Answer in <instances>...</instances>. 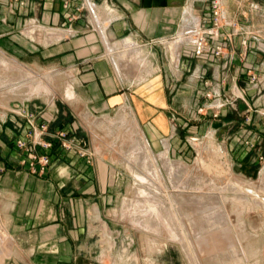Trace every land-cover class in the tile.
I'll list each match as a JSON object with an SVG mask.
<instances>
[{
    "label": "crops",
    "instance_id": "1",
    "mask_svg": "<svg viewBox=\"0 0 264 264\" xmlns=\"http://www.w3.org/2000/svg\"><path fill=\"white\" fill-rule=\"evenodd\" d=\"M92 1L95 18L83 0H0V51L70 78L46 106L0 107V264H120L99 214L120 172L92 147L91 119L129 117L163 158L192 157V141L209 136L242 175L264 173V0H221L220 36H208L203 55L194 31L212 26L209 0ZM21 108L49 120L50 133L71 130L88 155L47 135L52 147L37 151L52 163L31 171L15 144L29 127Z\"/></svg>",
    "mask_w": 264,
    "mask_h": 264
},
{
    "label": "rangeland",
    "instance_id": "2",
    "mask_svg": "<svg viewBox=\"0 0 264 264\" xmlns=\"http://www.w3.org/2000/svg\"><path fill=\"white\" fill-rule=\"evenodd\" d=\"M28 69L53 76L48 82L56 91L51 100L49 96L24 94L26 87L18 93H9L11 82L22 83L29 78ZM69 81L65 70L37 68L0 51V107H15L14 104L22 107L23 102L46 106L65 93ZM88 129L94 150L110 158L120 172L114 201L99 212L108 220L104 229L114 232L112 241L117 262L264 264V173L253 177L242 175L226 149L209 136L192 141L191 149L195 150L192 157L167 154V158H163L161 152L150 147L148 152L140 129L127 116L91 119ZM153 156H157V162ZM156 169L162 171V176L155 178ZM139 173L148 175L147 183L141 180ZM157 180L166 191H154L152 185ZM182 186L187 190L204 187V193L173 190ZM141 189L157 194H153L152 200L157 202L158 213L148 218L142 214L152 201L145 200ZM137 219H140L141 228L134 224ZM167 226L180 235V241L169 239ZM155 227L159 228L158 232L153 231ZM9 241H3L5 251L11 246Z\"/></svg>",
    "mask_w": 264,
    "mask_h": 264
},
{
    "label": "built area",
    "instance_id": "3",
    "mask_svg": "<svg viewBox=\"0 0 264 264\" xmlns=\"http://www.w3.org/2000/svg\"><path fill=\"white\" fill-rule=\"evenodd\" d=\"M83 3L92 17L95 18V2L92 0H83ZM209 7L213 15L212 26L205 24L199 30L194 31V53L196 55H203L205 53L209 35H212L214 38L220 36L219 28L223 19V6L221 0H209ZM221 49L222 46L218 45L216 46L215 52L220 53ZM207 97H211V94L207 93ZM203 110V107L199 108V112H203ZM20 113L26 118L29 127L25 136L16 138L15 144L18 149L26 151L27 159L29 160L28 166L34 173L43 174L52 163L50 154L39 153L37 151L38 146H42L45 149L52 147L53 144L51 140L46 138L47 135H51L53 139L58 140L62 148L66 150H78L79 155H88L85 149L78 147L77 137L71 130L61 129L54 133H50L49 120L40 117L41 121H38L39 116L26 108H22ZM24 162H27V160L25 159Z\"/></svg>",
    "mask_w": 264,
    "mask_h": 264
},
{
    "label": "bare ground",
    "instance_id": "4",
    "mask_svg": "<svg viewBox=\"0 0 264 264\" xmlns=\"http://www.w3.org/2000/svg\"><path fill=\"white\" fill-rule=\"evenodd\" d=\"M184 34V33H183ZM183 36V35H182ZM184 37V36H183ZM180 38V37H179ZM182 39V38H181ZM130 48H134L135 47V43H132L129 45ZM128 47V46H127ZM138 53V52H137ZM4 60V59H3ZM29 78L26 79V80H22V83H13L11 82L8 87L10 88L9 92H13V90L15 89H21L22 87H26L27 90H29V92L32 94V93H37V94H41V93H52L54 90L51 88V86L49 85V80H52L51 77H45V76H42V75H38L35 71H32L30 69V71L28 70V72L26 73ZM14 94V93H13ZM45 95V94H44ZM132 129V128H131ZM146 145V148H148V152H150V148H149V144L146 142L145 143ZM166 157V156H165ZM154 162H155V159H153ZM162 171H160V169H156L155 172H154V176H156L155 178H157L158 176H162ZM152 175V174H151ZM140 177V176H139ZM141 180L143 182H148V175L147 176H141L140 177ZM160 180V179H159ZM157 180L156 184H153L152 186H154V191L159 193L160 191H164L163 190V187L161 186L162 183H160V181ZM156 181V179H155ZM149 184V183H148ZM187 187L186 186H182V188L179 189V187H174L173 190L175 191H178V192H190V193H198V192H202L204 193V187H199V188H190V189H186ZM167 190V189H166ZM165 190V191H166ZM243 190V189H242ZM172 191V190H171ZM222 191V190H221ZM220 191V192H221ZM141 194L145 197V200L146 201H152L150 204H149V208L146 210V212H143L142 216L143 217H150L151 214H154V213H158V206H157V202H153L152 200V197H153V194L157 195L155 192L152 194L150 191H147L146 189H141L140 190ZM219 192V191H218ZM217 192V193H218ZM223 192V191H222ZM158 197V196H157ZM263 202V201H262ZM131 214V213H130ZM156 215V214H155ZM134 224L138 227H142L141 226V222H140V219L138 220H134ZM159 227V226H157ZM167 231H168V235H169V239H172L174 241H180V235L178 233H176V231L170 227V226H167ZM159 228H154L153 231L155 232H158ZM148 230V229H147ZM146 230V231H147ZM166 230V229H165ZM165 234V233H164ZM163 234V235H164ZM185 240V239H183ZM183 242V241H182Z\"/></svg>",
    "mask_w": 264,
    "mask_h": 264
}]
</instances>
